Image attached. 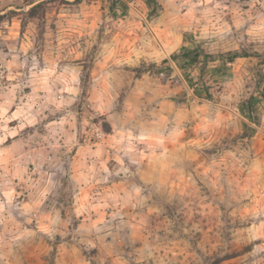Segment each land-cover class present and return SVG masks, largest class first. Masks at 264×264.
<instances>
[{
    "label": "rangeland",
    "instance_id": "1",
    "mask_svg": "<svg viewBox=\"0 0 264 264\" xmlns=\"http://www.w3.org/2000/svg\"><path fill=\"white\" fill-rule=\"evenodd\" d=\"M0 264H264V0H0Z\"/></svg>",
    "mask_w": 264,
    "mask_h": 264
},
{
    "label": "trees",
    "instance_id": "2",
    "mask_svg": "<svg viewBox=\"0 0 264 264\" xmlns=\"http://www.w3.org/2000/svg\"><path fill=\"white\" fill-rule=\"evenodd\" d=\"M42 2H43V1H40V2L36 3L35 5H33V7L31 8V10H33V9H35V8H37V7H39V6H41V5H42ZM244 54H245V53H243V55H241V56H245ZM235 56H238V55H235Z\"/></svg>",
    "mask_w": 264,
    "mask_h": 264
}]
</instances>
